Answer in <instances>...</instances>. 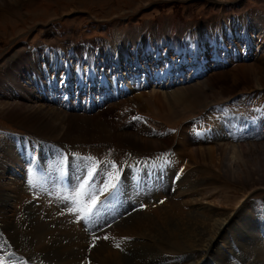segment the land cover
Masks as SVG:
<instances>
[{"label": "bare ground", "instance_id": "6f19581e", "mask_svg": "<svg viewBox=\"0 0 264 264\" xmlns=\"http://www.w3.org/2000/svg\"><path fill=\"white\" fill-rule=\"evenodd\" d=\"M217 2L226 3V1ZM242 16L244 17L240 19H243V21L239 25L242 30V35H240L242 38L238 39L236 37L237 42L234 40V30L232 31V24L228 19L222 22L226 29L225 32H220L217 36L218 39L211 38L210 43L212 50L206 51V49H202L201 46L199 47L197 45L195 48H192L193 57L204 58V61L207 62V65L202 67L199 74H195L194 65H188L191 66V68L186 69L187 67L185 66L184 60L187 59V53L183 48L182 50L184 54L186 53L185 55L176 54L177 52L171 55L165 48L163 51L164 58H162V60L164 59L168 64L165 68H162L161 64H159V60L161 59L158 57L159 55H157V50L154 51V56L153 54H151L152 56H139V58L143 60V64L136 63L134 67H127L125 71H123L122 68L126 66L125 62L127 58L120 53H110V57L106 59L100 58L97 61V69H95V71L101 76V79H95L94 81V78H92L93 81L91 83H96L98 86L100 84V87L112 86L113 91L111 93H115L113 97H115L117 93L127 95L131 92V89L147 88L151 85L157 87L159 84L167 85L170 82L167 85L169 88L176 83L181 85L186 83L187 85H185L183 89L180 88L179 92L174 91L168 94V96L165 94L164 96L167 97L165 99L162 98L163 95L156 97L163 105L166 104V99H169V103L178 102L179 104L181 103L189 106V104L200 99L204 89L208 88L210 85L215 86L219 80L218 78L227 79L225 82L227 88L225 90L228 91L234 88L235 83L237 84L240 79L244 78L245 83L248 86H252L250 87V91L252 90L251 88H253L252 92L248 93L249 95L243 96H246L244 99L248 100L251 96H255V98L258 97V107L256 106L257 108H254V115L231 113L228 108L223 109L224 106H221V108L223 107L222 110H228L227 113H229V115H222V119L217 122L214 130H206V133L211 134L212 132L214 136H209L206 140L205 138L203 139V136L201 137L199 133H196V136H193L191 141H189L187 137L189 133L186 128L182 127L178 130L180 132L175 135V140H177L173 148L175 154L172 153L174 156L172 155L171 157L176 163H181L186 159L194 162V159L198 156L199 160L206 161L207 157L205 153L207 152L212 155V159L218 154H224V161L218 162L216 165L228 175L234 176L240 181L246 179L247 181L245 184L253 188L264 186V129L262 130L264 121V104L262 103H264V98L259 96L258 93H256V88L253 87L259 84H255V82L259 80L258 76L262 78L264 67L260 64L254 65V63L247 64L237 61L245 59L244 57H248V59L251 60L258 57L257 53L260 49L258 41H264V15L254 12L246 15V13L243 12ZM234 19L237 20V17ZM226 34H228V36H226ZM254 35L255 38L253 37ZM140 45L141 43L139 44V42H137L136 47L139 49ZM226 45L228 47H226ZM262 47L264 48V45ZM60 48L63 47L60 46ZM151 48H153V45H149V49ZM188 51L189 50H187V52ZM53 52L51 53V51H49L45 54L43 51V54L50 59L51 65H43L39 69L40 74L46 73L49 80L44 77L42 78V75L32 77L31 73L26 70L28 63L23 62L15 68L17 70V77L12 78L15 76L14 74H11V77L9 76L10 81L13 83L11 85L16 91V95L13 94L14 91L5 93L0 88V115H3L2 117H6V119L17 123L24 129L35 134L29 135L16 130H5V141L1 139L3 146H1L0 142V253H2L3 256V258L0 259V264H26L23 259L31 260L33 264H166V262L159 257L158 252L162 251L163 253L164 251L169 254H174L173 252H177L178 250L184 252H191L192 250L203 251V257L205 258H203L204 260L202 261H200L201 258L192 263L184 262L181 264H194L196 262L197 264H208L212 258V254L216 258L219 253L214 251V245L218 239L222 242H228V238H224V234L227 235L226 229L224 228L236 217L237 210L232 208L233 210L230 212H219L211 209V204L208 205L205 203L208 202L209 199L204 196L201 199V196L195 193L196 191H201V188L179 191L177 189L174 197L183 194V196L190 198L180 201H174V198L171 202L174 207L168 210L161 209L162 207L160 208V206H152L151 202L148 203L145 208L134 211V214L126 218H120L126 211L121 206V203H116L117 207H115L114 210L112 209L113 211L111 214L105 216L103 220L101 219L97 225L92 227L93 234L91 237L89 236L92 232L87 230L84 226L83 220L85 218H97L100 208L104 206L107 207L109 202L112 200L114 201V199H123L124 204H131L129 203L130 198H135L133 200H143L147 198V193H149V191L153 194V190L156 191L158 187L156 188L154 182H148L149 184L146 183V186L144 184V186H142V184L139 185L136 180V182L132 181V179L128 180V171L126 169L125 173H123V176L120 178L121 183L119 182V188L116 190L110 189L107 193L103 192L102 189L110 184L109 180L115 177L112 183H117L120 173L123 172L116 169L115 166V169H112L110 174H104V178L101 176L104 172L100 168L94 181L88 185L86 191L81 192L79 190L84 174V171L82 172L81 170V166L84 168V165H80L81 169L75 170V165L73 161L71 162L70 157H68V153L62 155L63 151L68 152V148L63 145L69 146L70 144L73 145L75 141L78 143L79 141L77 142V140L88 141L105 135L108 129L105 128L101 122L104 119H108L110 111H102V108L95 103L91 95L86 97H82V94L79 95L78 90H80L81 83L75 85L76 95L80 97L77 98L78 102L74 101L70 103L69 96H60L59 93H62V90L60 87L58 88V85H55V82L51 79L53 74L55 76L56 73L65 69L64 73L61 75L62 77L55 76L54 78L65 79V77H75L79 79L80 74H86V71L80 69L78 65L79 58L74 53L68 54L69 52L66 50H60L58 54H54ZM129 52L130 51L127 50L126 54L130 55ZM138 52L139 50L136 53L137 55ZM72 54L74 56H72ZM132 54L135 56L134 53ZM252 54L255 55L252 56ZM84 62L85 64H89V59L85 58ZM70 63H76L77 66L72 68L69 66ZM228 63H235V67L233 69L230 68L229 72L221 73L217 76L216 74L213 76L207 75L212 67L214 68L217 65L222 66ZM86 67H88V65H86ZM207 68L208 71L204 73ZM257 69H260V72L263 70V72L257 73ZM33 70L36 69L33 68ZM233 70H236V72L233 73ZM80 71L83 74L80 73ZM172 71L177 74L174 78L172 77ZM22 73L29 78L25 77V80L20 78V75L23 77ZM48 73L53 74H50L49 77ZM205 75L207 76L205 77ZM228 75L232 76V80H229ZM166 77H170L167 84ZM196 78H201V80H195ZM213 78L216 79V83L212 80ZM69 79L71 78H68V80ZM133 81H135L136 84H133ZM45 82L49 85V88L44 86L43 89H49V93H44L37 89L36 85L40 83L44 84ZM109 101L111 100L108 98V101H105L103 106L106 103L108 104ZM216 106L218 107L217 110L221 111V108H219L218 105ZM109 107L112 108L113 104ZM138 127L140 126L138 125ZM119 130L121 131L119 135L110 131L112 132L110 136H118L128 141L127 143L131 141L135 146L141 148L144 147L143 143L148 142L147 139L143 138V136L130 127L128 128L130 132L122 127ZM259 133L260 136L258 137ZM261 134L263 137H261ZM36 135L40 138L50 139L53 137L60 140L61 146L56 144L51 145L53 149L52 153L55 154L61 151L59 153L60 157L57 156L58 159H56L57 157L55 158L60 161H57L54 167L49 164L45 165V160L43 161L41 159V151L40 159H33L35 153L34 149L36 151L39 145L37 142L39 138H37ZM256 136L259 138L257 140L258 143L251 144L254 143L252 142L253 140L256 141ZM219 140L221 142L224 141L222 146L218 144L219 142L215 143ZM155 142L156 141H154L153 146L150 145L151 147L149 148L155 149L163 147ZM39 143L41 146L44 145V143ZM207 143H211L215 145V147L212 145L206 146ZM254 156L259 157V160L256 164L257 167L252 169L249 163ZM61 157L64 159H61ZM180 159L182 160L180 161ZM66 160L72 165L71 179H74L68 184L61 179L62 171L70 169L69 165L64 162ZM81 161H83V159ZM167 161L169 160L167 159ZM31 164L39 168L37 173L30 167ZM57 164H59V166ZM185 164L182 167H188V165L192 163L189 162L187 166H185ZM57 166L60 167L61 170H59ZM19 170L27 171V173L25 172L23 174L26 176L20 177L17 175H22V172L20 173ZM76 172L79 174L78 177L73 175V173ZM107 176L108 180L106 181L105 178ZM142 176L144 177L143 181H147L149 178L146 173H143ZM78 180H80V183ZM194 180L196 181V179ZM27 182H32L30 184L28 183L29 185L35 184L34 193L24 189V187L26 188L24 185ZM212 183L214 188L218 185L216 182ZM135 185L139 186L135 188ZM161 190L160 188L159 192H161ZM77 193H81V195L77 197ZM91 193L98 195V206L93 210L91 215H86L84 209L91 203L89 198V194ZM206 193L204 195L210 192ZM154 196H156L155 193ZM74 197L76 198L74 199ZM148 197H150V195ZM30 199L38 201V205L29 204L28 201ZM247 202L248 207L254 210H259L261 206H264L260 204V202H253L254 205L251 207L252 202ZM186 204L190 205L189 210L185 209V207H187ZM15 205L17 206L15 207ZM120 206L121 210L119 209ZM204 207L206 208L202 210ZM80 211H82V213H80ZM205 212L206 214H203ZM195 214L199 216H195ZM245 215L249 217V222L243 225H237L236 222L241 220L239 218L235 221L234 225L241 228L243 236L255 240L252 243H255V245L259 247L258 251L263 252L264 257V246L256 244L260 239L257 234L264 239V211ZM252 218L253 220L251 221ZM253 222L254 227L252 228ZM57 223H61V225H57ZM105 223L108 224L104 225ZM258 226H261V228L257 229ZM130 232H133V236L137 237H133L131 240H125L124 238L131 236L128 234ZM65 234L70 236L67 243L64 242L62 238ZM138 236L143 238H138ZM99 237H101V241ZM88 240L92 241L90 247H88ZM261 242L260 240V243ZM238 243H240V241ZM255 250H257V248H255ZM219 258L220 257H218V259ZM34 259L38 260L34 261ZM218 259L216 258V260ZM175 260L178 262L177 259ZM174 261H172V264H180ZM167 263L170 264L169 262Z\"/></svg>", "mask_w": 264, "mask_h": 264}, {"label": "rangeland", "instance_id": "374dc122", "mask_svg": "<svg viewBox=\"0 0 264 264\" xmlns=\"http://www.w3.org/2000/svg\"><path fill=\"white\" fill-rule=\"evenodd\" d=\"M217 1H226V3L217 2ZM217 1L214 2L212 0H0L1 3L0 4V75H1L0 88L5 93L14 91L13 94L16 95V91L11 85L13 83L10 81V77H11L10 75L11 74L15 75L12 78L17 77L16 75L17 70L15 68L18 65L22 64L23 62L28 63L26 70H28L31 73L32 77L42 75V78L44 77L45 79L47 78L49 80V78L46 76V73L40 74L39 71V69L43 65H47V66L51 65L50 59L43 54V51L45 54L48 53L49 51H51V53L54 51L53 52L54 54H58L60 50H66V51L68 50L69 52L71 50L70 47L72 45L77 50L84 49V46L89 45L90 51H94L93 49L99 48L100 50L99 52H104L105 50H107V46L109 47L111 43L112 44L119 43L122 44V46L126 44L132 46L135 42H137L138 39H140V37H142L141 41L138 42L139 43L141 42V44L145 43V49L147 50L149 49V45H152L156 40L160 41L161 39H163L162 44H165L167 42L174 47L177 46L175 51L177 52L176 54L185 55L186 53L187 54L191 53L193 55L192 48H195L196 45L199 47L201 46L202 49H206V51L212 50L210 40L211 38L218 39L217 36L220 34V32H225L226 29L224 27V24H222L224 20L229 19L231 21L233 28L232 31L234 30L233 37L234 40L236 41V37L238 39L242 38L240 37V35H242V30H241V26L239 25L243 21V19H240L244 17L242 16L243 12L246 13V15L249 13L251 14L253 12L257 14L262 13L264 15V0H217ZM234 16L237 17V20L234 19L235 18ZM226 36H228V34H226ZM253 37L255 38V35ZM263 45H264L263 40L258 41V46L260 47V49L258 53L257 52L256 53L258 55L257 58L259 60L257 58L251 60L248 59V57H244L245 59L237 62H241V63L244 62L247 64L254 63V65L260 64L264 67V51H263L264 48L262 47ZM60 46L63 48H60ZM226 47L228 46L226 45ZM165 48L166 47L164 46L162 52H157V55H159L158 57L161 59L159 60V64H161V66H163L162 62H165L164 59L162 60V58H164L163 51L165 50ZM182 48L186 51L185 54L183 53ZM110 49H112V46L110 47ZM187 50L189 51L187 52ZM167 52H169L168 49ZM152 54L154 56V52ZM170 54L172 55V53ZM95 55L98 54H90L91 58H93ZM254 55L255 54H252V56ZM187 61H188L187 59L184 60L185 66L187 67L186 69H190L192 65L188 66ZM225 65L212 68L207 75L213 76L216 74L217 76L221 73H227L230 71V68L233 69L235 67V63L234 64L228 63ZM69 66L73 68L77 66V64L70 63ZM33 68L36 70H33ZM63 70L65 71V69ZM63 70L60 71L61 73L58 71L59 73H56L55 76L56 75L59 76L63 74L64 73ZM256 71L257 73H259L260 69H257ZM232 72L234 73L236 72V70L235 71L233 70ZM84 75L82 76V78L84 77ZM87 75L88 74H86V76L84 77L85 79H87ZM207 75H205V77ZM55 76L53 74L52 78H54ZM89 76L90 79L93 78L91 77V74H89ZM25 77L28 76L23 74L22 77V75H20V78H22L23 80H25ZM258 77L259 80L256 81L255 84L258 83L259 84L258 85L254 84L255 86L253 87L256 88L257 90L256 93H258L259 96L264 98V84H263L264 74L262 78L261 76ZM94 79H98V76L94 75ZM218 79L219 80L217 81V84H215V86L210 85L208 88L202 91L203 94L201 93L200 96V99L202 98L201 100L199 99L198 101L189 104V106H186L181 103L179 104L178 102H172L173 104L169 103V99H166L165 102L166 104L163 105L162 103H160V100L156 97L163 95L162 98L165 99L167 98L164 96L165 94L166 96H168V94L174 91L179 92L180 88L183 89V87L187 85L186 83L183 85L178 84L176 86H172L169 88L167 87V85H163V86L158 85L157 87H153V85H151L150 87H147V89L146 88L131 89V92H129L127 95H120V97H118L116 101H113V103L109 101L108 104L107 103L105 104L107 106L104 105L105 109L104 108L101 109L104 112L110 111L109 112L110 115L108 116V119L107 120L104 119L101 122L102 125L108 129L109 135L107 132L105 135L101 137L100 136L96 137L95 139H90L88 141L77 140V142L78 141L79 142L76 143L75 141L73 145L72 144H70L69 146L63 145L68 148L67 149L68 152L63 151L62 155L68 153L69 155L68 157H70L71 162L73 161V164L75 165V170H78L79 168L81 169L82 167L81 170L82 172L84 171V174L82 177V182L80 183V180H78L80 184H82L86 180V178L88 180V185H90L94 181V176L92 179L89 180L87 176V172L89 170H93L94 166H96L99 169L101 168L103 170L104 173L101 174L103 178L105 173L108 175L112 172V169L116 168L119 169V171H123L122 173H120L118 177V182L121 183L120 178L123 176V173H125L127 169L128 175L129 174L132 175V176L127 175L128 180L132 179V181L134 182L137 181V183L139 185L142 184V186L144 185L146 186V183L148 182L149 183L154 182L156 188L158 187L157 188L158 190L157 189L156 191L153 190V194L152 192L149 191L150 194L147 193V195L148 196L150 195V197L147 196V198L143 200H137V199L133 200L135 198H130L129 203L131 204L128 203L124 204V200L123 199L120 200L119 198L114 199V201L112 200L111 202H109V205H107V207L104 206L101 208V210L99 211L100 218L103 217V215L109 210L110 213L105 215L111 214V212L115 209V207H117V204L120 203L121 206L126 211V213H124V215L122 214L120 218L122 217L126 218L127 216L134 214V211L145 208L146 205L151 202H152V206H160V208L162 207L161 209L168 210L171 207H174V205L171 204L174 198H175L174 201H178V200L180 201L182 199L190 198L183 196V194H179L181 196V199L179 195H176L178 197L176 196L174 197V194L176 193L177 189L179 191L186 189L194 190L196 188L199 189L201 188L200 190L202 192L196 191L195 193L199 194L201 196V199L203 196L207 197L210 201L207 199L209 203L208 202L205 203H207L208 205L211 204L210 206L212 207L211 209L219 212H230L234 208L237 210L236 217L229 225H227L224 228L226 229V233H227V235L224 234V238L225 239L228 238V242L227 241L222 242L220 241V239H218L214 245V251L219 253V255L216 258L217 259L218 257L220 258L216 260V258L212 254V258L210 259V262L208 264H264L263 252L258 251L259 247H257L255 243H252L255 240L251 239L250 237L247 238L243 236L242 235L243 231L241 230V228L234 225L235 221H237L239 218L241 220L236 222L237 225H243L244 223L249 222L248 220L249 217L245 214L264 211V206H261L259 210H254L253 208L248 207V202H247V201L252 202L251 207L254 205L253 202H260V204L264 205V186L263 187L257 186L252 188L250 185L245 184L247 181L246 179H242L243 181H240L236 179L234 176H230L225 171L220 169L216 165V163L224 161V154H218L214 159H212L211 158L212 155H210L207 152L205 153V156L207 157L206 161L199 160L198 158L199 156H198L196 157V159H194V162H191L189 161V159H186L183 161L184 163L183 162L176 163L171 157L173 154H175L173 149L177 141L175 140V135H177L178 132H180L178 130H180L182 127L186 128V130L188 131L189 134L187 137L189 141H191L193 136H196L195 135L196 133H199L200 136L201 137L203 136L202 138L203 139L205 138L206 140L209 136H214L212 132L211 134L206 133V130L208 129L210 131L214 130L217 122L222 119L221 118L222 115L223 116L229 115V113H227L228 110L227 111L222 110L223 107L221 108V106H224L223 109L228 108L231 113L241 114V115L251 114L252 116L254 115L253 114L254 108L258 107V97L255 98V96H251V98L248 100L244 99L247 95H249L248 93L252 92L253 88H251L252 90L250 91V87L252 86H248L245 83L244 78H242L238 81L237 84L235 83L233 89L228 91L225 90L227 88V86L225 85L227 79L224 78L222 79L221 77ZM53 80L55 81L57 79L54 78ZM212 80L216 83L215 78H213ZM229 80H232L231 75L229 76ZM71 81L73 83H76L75 82L76 80L74 78H72ZM57 82L60 85L63 83L61 79H58ZM42 83L36 85L37 89L43 91L44 93H49L48 91L49 89H43L45 85ZM69 83L72 84L71 82ZM133 84H136V82L133 81ZM96 88L98 90V87ZM106 88L110 89V93L113 91L112 86L110 85H108V87ZM95 91L96 90H94L93 92ZM244 95L246 96L243 97ZM259 101L262 102L261 100ZM112 104L113 107L110 108L109 106H112ZM216 105H218L219 108H221V111L217 110L218 107ZM2 116L3 115H0L1 146H3L2 141H5V137L3 133L5 130L6 131L16 130L29 135H35L33 132H29L27 129H24L22 126L18 125L17 123H14L13 121L6 119V117H2ZM138 125L141 128L138 127ZM121 127L125 130L127 129L126 131L128 132H130L128 128L129 127L132 128L135 132H138L141 136H143V138L147 139L150 144L148 142L143 143L144 147L141 148L135 146L131 141L127 143L128 141H125L124 139H121L118 136H114V137L110 136V134L112 133L110 131H113L115 134L119 135V133L121 132L119 129ZM262 127L263 130L264 121ZM199 130L202 133H200ZM259 136L260 133L258 137ZM36 137L39 138V140L37 141L39 145L36 151L34 149L35 153L33 155V159H40V151H41L42 152L41 159L43 161L45 160L44 161L45 165L49 164V165H53L54 167L57 161L58 162L60 161L56 159L60 157L59 153L61 151L59 150L60 152L58 151L59 153H55V154L52 153L53 149L51 148V145L56 144L58 146H61L62 144H60V140L53 137H51L50 139L40 138L37 135ZM258 137L256 136L257 138L256 141L253 140L252 142L254 143L251 144L258 143L257 141L259 139ZM261 137H263L262 134ZM154 141H156L155 143H158L163 147L155 148V149L149 148L153 146ZM39 142L44 143V145L41 146ZM215 143H218L220 144V146H222V144H224V141L221 142L219 140L216 141ZM207 145H212L215 147V145L211 143H207L206 146ZM61 159L64 158L61 157ZM80 159L81 160L83 159L84 162L81 161ZM167 159L169 161H167ZM181 160L182 159H180V161ZM258 160L259 157L256 156H254L251 159L249 164L251 165L252 169H255L254 167H257L256 164ZM64 162H66L70 167V169L67 171L68 173L67 178L69 182H71V180H74L73 178L71 179L72 165L71 163H68L67 160ZM187 162L188 163L190 162L192 164L188 165ZM82 164L84 165V168L83 166L80 167V165ZM184 164L185 166L188 165V167H182L184 166ZM57 165L59 166V164ZM58 166L57 168L61 170V168ZM30 167L33 168V171L35 173H37L39 170V168H37L32 164L30 165ZM19 171L20 173L22 172V175L21 174H17V175H19L20 177L26 176L23 174L25 172L27 173V171L25 170L24 171L19 170ZM188 171L191 172L192 176ZM133 172L135 175L133 174ZM143 173L144 174L146 173V175L149 176L147 181H143L144 179V177L142 176ZM73 175L77 177L79 176L77 172L73 173ZM12 178L14 179L13 176ZM194 179H196V181ZM105 180L106 181L108 180V176L105 178ZM196 182L199 186L196 184ZM212 182H216V184L218 185L214 188ZM28 183L30 184L32 182H27L24 185L26 186V188L24 187V189L28 190L31 193H34L35 184L29 185ZM138 186L135 185V188H137ZM163 187L166 188L167 191ZM160 188L163 191L161 190V192H159ZM79 190L81 192L86 191V189L82 191L80 187ZM204 192L205 193L210 192V193L209 194L206 193L207 195H204L205 194ZM154 193L156 194V196H154ZM156 197L159 198L157 199ZM131 199L133 200V202ZM29 201H28L29 204L38 205L39 203L34 199H30ZM186 205L187 207H185V209L189 210L190 205L188 204ZM16 206L17 205H15V207ZM121 206L119 208L120 210H121ZM205 208L206 207L202 208V210ZM80 213H82V211H80ZM203 214H206V212ZM195 216H199V215L195 214ZM252 220L253 218L251 219V221ZM90 221L86 222V220L84 219L83 224L87 230L92 232L89 234V236L91 237L93 234L92 227H94V225L90 227L88 225V222ZM106 224L108 223H105L104 225ZM57 225H61V223L60 224L57 223ZM253 227H254V222L252 224V228ZM259 228H261V226L257 227V229ZM132 233L133 232L128 233L131 236H127V238L124 239L131 240V238L137 237V236H133L134 233L133 234ZM257 235L258 238L260 239L256 242V244L260 246H264V239H262L259 236V234ZM62 238L64 239L62 240L67 243L70 239V236L65 234L62 236ZM138 238H143V237L138 236ZM100 239L101 237H99V240ZM260 240L262 241L261 243ZM239 241L240 243H238ZM91 242L92 241L88 240V247L91 246L90 245ZM243 245H245L246 247ZM255 248H257V250H255ZM173 253L174 254H169L164 251L163 253L162 251H159L158 255L166 262V264H168L167 262L172 264V261H174L175 259H177L178 262L176 260L174 262L180 264L184 262L192 263L195 262L196 260H200L201 258L202 259L200 261L205 259L203 257L204 256L203 251H199V250L198 251L192 250L191 252L190 251L184 252L182 250H178L177 252H173ZM2 258H3L2 253H0V259ZM23 260L25 261L26 264H33L31 260H25V259ZM37 260L38 259H34V261ZM37 264H44V263H37ZM194 264H197V262Z\"/></svg>", "mask_w": 264, "mask_h": 264}, {"label": "snow or ice", "instance_id": "6c2138e0", "mask_svg": "<svg viewBox=\"0 0 264 264\" xmlns=\"http://www.w3.org/2000/svg\"><path fill=\"white\" fill-rule=\"evenodd\" d=\"M87 176H88L89 180L92 179L93 176H94V170H89V171L87 172ZM79 187L81 188L82 191L85 190V189H87V187H88V180H85V181H84ZM118 187H119V182H117V183H110L109 185H106V186L102 189V191L107 193V192H109L110 189H111V190H115V189H117ZM79 195H81V193H77V194H76L77 197H78ZM75 198H76V197H74V199H75ZM89 198H90V200H91V203H90V205H88V206L84 209L86 215H91V214L93 213V210L96 209L97 206H98V199H99L98 195H96V194H94V193H91V194H89Z\"/></svg>", "mask_w": 264, "mask_h": 264}]
</instances>
